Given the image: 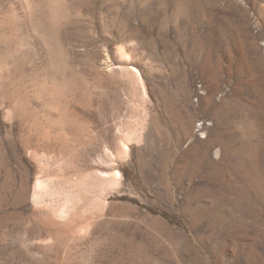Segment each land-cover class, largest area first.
Instances as JSON below:
<instances>
[{
	"label": "rangeland",
	"instance_id": "rangeland-1",
	"mask_svg": "<svg viewBox=\"0 0 264 264\" xmlns=\"http://www.w3.org/2000/svg\"><path fill=\"white\" fill-rule=\"evenodd\" d=\"M0 264H264V0H0Z\"/></svg>",
	"mask_w": 264,
	"mask_h": 264
},
{
	"label": "bare ground",
	"instance_id": "bare-ground-1",
	"mask_svg": "<svg viewBox=\"0 0 264 264\" xmlns=\"http://www.w3.org/2000/svg\"><path fill=\"white\" fill-rule=\"evenodd\" d=\"M133 73L137 82L142 86V91L144 94L145 90H144V84L142 78L138 70L134 67H133ZM235 92L237 91L235 90ZM239 144L238 142L237 143L233 142L232 144H229L228 149L225 151L226 152L225 156L222 159L223 160L222 163L224 162L226 164L225 167H226V171L228 172V175L225 179L226 183L224 184V186L230 187L231 185H235V186L237 185L241 195H247L248 197L253 199L256 196L255 180H254V175L252 173L253 163L252 162L248 164L245 163V161L242 158L241 151L239 150ZM121 147L124 150L127 149L126 145L124 144H122ZM119 174L120 173L118 171H114L108 174V178H106L108 184L111 186L117 184L118 176H120Z\"/></svg>",
	"mask_w": 264,
	"mask_h": 264
}]
</instances>
